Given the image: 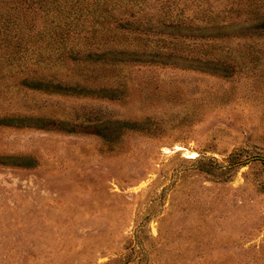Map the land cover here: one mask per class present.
<instances>
[{"label": "rangeland", "instance_id": "rangeland-1", "mask_svg": "<svg viewBox=\"0 0 264 264\" xmlns=\"http://www.w3.org/2000/svg\"><path fill=\"white\" fill-rule=\"evenodd\" d=\"M0 264H264V0H0Z\"/></svg>", "mask_w": 264, "mask_h": 264}]
</instances>
